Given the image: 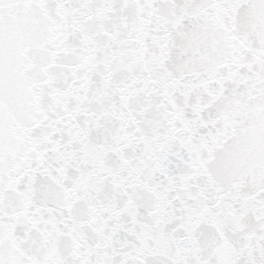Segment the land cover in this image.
Wrapping results in <instances>:
<instances>
[{
	"label": "snow or ice",
	"instance_id": "1",
	"mask_svg": "<svg viewBox=\"0 0 264 264\" xmlns=\"http://www.w3.org/2000/svg\"><path fill=\"white\" fill-rule=\"evenodd\" d=\"M0 264H264V0H0Z\"/></svg>",
	"mask_w": 264,
	"mask_h": 264
}]
</instances>
